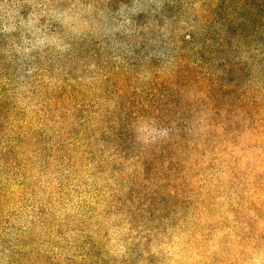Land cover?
<instances>
[{"label":"trees","instance_id":"1","mask_svg":"<svg viewBox=\"0 0 264 264\" xmlns=\"http://www.w3.org/2000/svg\"><path fill=\"white\" fill-rule=\"evenodd\" d=\"M32 1L0 0V264H264V0H160L151 63Z\"/></svg>","mask_w":264,"mask_h":264},{"label":"rangeland","instance_id":"2","mask_svg":"<svg viewBox=\"0 0 264 264\" xmlns=\"http://www.w3.org/2000/svg\"><path fill=\"white\" fill-rule=\"evenodd\" d=\"M40 1L30 3L33 8L23 17L24 30L29 31L32 25L44 20L53 21L59 29H64L63 32L71 35L72 39L87 41L88 47L99 51L101 61L107 58L120 62L132 58L150 62L153 54L162 60L161 55L173 54L175 51V44L168 43L170 28L164 24L149 22L152 11L157 9L160 0H46L39 3ZM213 1L215 0H208V3L212 5ZM133 20L139 21V27H134ZM0 21L7 28L12 27L16 21L13 11L2 10ZM144 37L145 44L139 42ZM37 39L39 45L48 44V39L44 36H38ZM149 40L153 41L152 46ZM53 42L56 43L57 40L54 39ZM67 47L66 44H60L54 50L69 49ZM168 133L167 129H162L161 132L140 130L138 141L147 144L161 141Z\"/></svg>","mask_w":264,"mask_h":264}]
</instances>
